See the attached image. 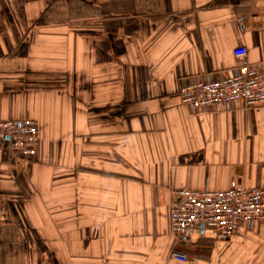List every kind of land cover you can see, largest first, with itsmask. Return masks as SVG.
I'll return each instance as SVG.
<instances>
[{"label": "crops", "instance_id": "1", "mask_svg": "<svg viewBox=\"0 0 264 264\" xmlns=\"http://www.w3.org/2000/svg\"><path fill=\"white\" fill-rule=\"evenodd\" d=\"M242 19V21H238ZM264 68V0H0V264H264V222L168 254L171 191L264 188V107L194 111L182 85Z\"/></svg>", "mask_w": 264, "mask_h": 264}, {"label": "built area", "instance_id": "2", "mask_svg": "<svg viewBox=\"0 0 264 264\" xmlns=\"http://www.w3.org/2000/svg\"><path fill=\"white\" fill-rule=\"evenodd\" d=\"M233 56L237 65L224 79L201 75L182 85L178 91L181 104L204 113L228 112L235 103L244 109L264 107V68L252 65L243 48L234 50ZM38 140L32 120L0 121V141L7 143L14 158L32 160ZM255 221L264 222V188L247 189L234 182L224 191L192 190L180 185L171 191L170 235L176 247L168 256L186 262L187 256L177 247L198 227L209 229L216 241H227L238 233L241 223L250 227Z\"/></svg>", "mask_w": 264, "mask_h": 264}]
</instances>
